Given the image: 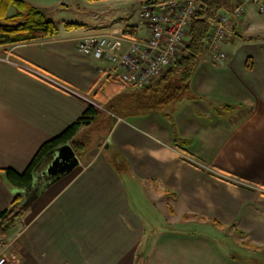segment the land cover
Returning a JSON list of instances; mask_svg holds the SVG:
<instances>
[{"label":"crops","instance_id":"obj_1","mask_svg":"<svg viewBox=\"0 0 264 264\" xmlns=\"http://www.w3.org/2000/svg\"><path fill=\"white\" fill-rule=\"evenodd\" d=\"M25 1L52 22L51 12L71 9L67 0L52 8ZM146 1L155 0H83L80 20L55 23L53 37L0 45V214L14 200L4 169L23 172L87 106L96 122L110 124L103 153L57 181L40 176L21 196L26 209L4 237L19 264H240L214 255L215 241L176 228L190 222L228 228L249 254L264 255V13L249 5L222 47L226 62L205 53L188 96L147 112L137 109L138 87L108 85L101 71L111 64L82 55L77 44L112 28L146 39L139 23ZM99 6L120 21L101 23ZM225 107L232 108L219 111ZM137 184L166 205V230L145 226L133 201Z\"/></svg>","mask_w":264,"mask_h":264},{"label":"trees","instance_id":"obj_2","mask_svg":"<svg viewBox=\"0 0 264 264\" xmlns=\"http://www.w3.org/2000/svg\"><path fill=\"white\" fill-rule=\"evenodd\" d=\"M165 1L168 0L146 1L144 5H153ZM241 1L197 0L199 7L194 14V19L191 20L190 29L184 38V42L179 47V55L174 60V64L160 74L156 81L147 87L138 88L136 91L138 111L142 109L147 112L160 111L177 100L188 96L194 72L200 63V59L206 53L205 42L213 29L211 23L215 22L221 15L235 10ZM12 7L15 10L14 15L9 12ZM124 31L126 35L132 38L137 35V31L130 28H126ZM56 32L57 25L48 19L47 12L43 8L34 6L25 0H0V45L19 44L51 38ZM106 83L108 85L121 84L125 86L119 81H106ZM111 108H109V112L114 116L124 114L120 108ZM231 108L225 107L219 109V111H229ZM82 113L76 122L69 125V128L53 139L46 141L38 149L31 163L23 172L19 173L14 169H4L6 181L12 189L25 190L31 187L37 167L49 153L57 150L58 147L70 144L76 154L82 157L86 147L93 145V141H80L81 131L86 127L92 126L98 119L97 110L92 105L87 106ZM104 140L101 139V142H103L100 145L101 148L104 145ZM176 142L180 145L187 143V141L180 139H177ZM13 197L11 208L0 214V237H5L7 225L10 224L11 218L20 208L21 197L15 195ZM235 234L240 238L245 237L241 232H236ZM243 245L246 244L243 243Z\"/></svg>","mask_w":264,"mask_h":264},{"label":"built area","instance_id":"obj_3","mask_svg":"<svg viewBox=\"0 0 264 264\" xmlns=\"http://www.w3.org/2000/svg\"><path fill=\"white\" fill-rule=\"evenodd\" d=\"M249 5L264 13V0H242L235 10L211 23L213 29L205 42L210 61L223 63L227 60L222 47L232 33V24L244 15ZM198 7L197 0H168L142 5L139 23L148 31L146 39L131 38L123 29L112 28L109 32L78 39V51L88 58L107 60L111 64L112 68L101 71L105 81L147 87L174 64ZM19 262L20 257L13 253L12 244L0 237V264Z\"/></svg>","mask_w":264,"mask_h":264},{"label":"rangeland","instance_id":"obj_4","mask_svg":"<svg viewBox=\"0 0 264 264\" xmlns=\"http://www.w3.org/2000/svg\"><path fill=\"white\" fill-rule=\"evenodd\" d=\"M29 1V0H28ZM32 3H36L39 5H43L46 7H54L55 5H58V7L62 6V2L64 0H30ZM58 1V2H57ZM83 0H67L66 3H70L71 9H67L66 13L62 14H55V12H51L50 14V19H52L57 25L62 24L60 21L67 19L69 22H76L80 20V15L79 12L75 9L77 6H83L81 3ZM91 8L94 9L92 6ZM98 8V7H96ZM100 11L102 12L101 14L99 13L98 15V20L100 22H106L109 21L108 23L111 22H117L119 18H121L119 15L115 14L114 11L112 13H107V8L103 6H99ZM14 8L12 7L10 9V14L13 13ZM83 12V11H82ZM88 18V17H87ZM120 21V20H119ZM205 56L202 58L204 60ZM226 62V61H225ZM223 62V63H225ZM122 96H119L118 99L120 100ZM181 100V99H179ZM177 100V101H179ZM176 101V102H177ZM174 102V103H176ZM173 104V103H172ZM177 104V103H176ZM101 110L100 112L102 111ZM167 108V107H165ZM164 108V109H165ZM101 112L102 116L105 113V108ZM112 109V108H111ZM168 111V109H166ZM123 113V112H122ZM110 124L109 122H96L93 126L86 127L81 131V135L79 136L80 141H88L92 140L93 145L87 146L86 150L82 153V157H79L77 154V157L79 158L82 166H85L89 161L92 160L93 156L96 155L97 153H103L104 147H100V145L103 143L101 142V139L104 140L109 133L108 131ZM76 153V152H75ZM193 160V159H192ZM195 161V160H193ZM132 183H134L133 179H131ZM135 192H133V201L136 204L138 211L140 215L143 216V219L145 220V226H148L149 229H154L157 228L156 230H159V232H162L166 230L167 225V218L169 214H166V205L162 206L160 203H157L156 200L153 199V192L146 190V186L137 184L135 187ZM20 215L17 217L19 219ZM176 228H183L185 231H190V233H196V236H202L203 238L210 240V241H215L214 243L218 245L219 247H214L215 250L213 252L214 255L218 254L219 257H223V255H226V258L232 257L233 259H237L238 261L241 260L240 264H264V255L260 256H253L250 253V251L245 249L239 242V239L236 237H233L232 234L228 231V228L220 229L217 226H214L212 224H195L193 222H190L187 225H178ZM188 231V232H189ZM7 233L10 234L9 229L6 231ZM148 233V232H147ZM187 236V235H186ZM185 236V237H186ZM197 237L196 240H200L198 242H201V240H204L203 238ZM187 238V237H186ZM211 242V243H212ZM215 246V245H214ZM154 247V245L152 246ZM221 253L223 254H220ZM145 257L142 258V260L146 261V256L145 254L143 255ZM231 259L230 261H234ZM141 260V261H142ZM236 263V261H234ZM232 264V262H231Z\"/></svg>","mask_w":264,"mask_h":264},{"label":"water","instance_id":"obj_5","mask_svg":"<svg viewBox=\"0 0 264 264\" xmlns=\"http://www.w3.org/2000/svg\"><path fill=\"white\" fill-rule=\"evenodd\" d=\"M79 165L80 160H78L74 149H72L70 145L58 147L57 150L49 153L43 162L37 167L33 176L32 186L25 190L13 189L12 194L13 196H24L35 186L40 176L44 177L46 180L51 179V181H57L63 176L70 175L72 171L79 167ZM26 203H21L19 205V207H21L11 218L10 224L15 221L17 215L26 209ZM10 224H8L7 227Z\"/></svg>","mask_w":264,"mask_h":264}]
</instances>
